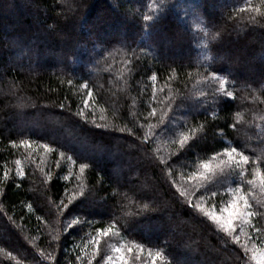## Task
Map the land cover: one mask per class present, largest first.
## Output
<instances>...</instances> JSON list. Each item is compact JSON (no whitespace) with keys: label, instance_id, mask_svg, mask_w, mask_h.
Returning <instances> with one entry per match:
<instances>
[{"label":"trees","instance_id":"1","mask_svg":"<svg viewBox=\"0 0 264 264\" xmlns=\"http://www.w3.org/2000/svg\"><path fill=\"white\" fill-rule=\"evenodd\" d=\"M261 172L264 0H0V264H255Z\"/></svg>","mask_w":264,"mask_h":264},{"label":"snow or ice","instance_id":"2","mask_svg":"<svg viewBox=\"0 0 264 264\" xmlns=\"http://www.w3.org/2000/svg\"><path fill=\"white\" fill-rule=\"evenodd\" d=\"M213 80L220 81V91L225 92L226 96H231L232 93L225 91V86L227 84V81L219 76H213ZM183 143V141H181ZM21 144L24 146H30L29 141H21ZM45 149H48V145H44ZM50 150V149H48ZM224 154L228 157L227 161H223L224 164H227L228 166H235L236 168H239L241 171L244 170L245 165L249 162V157L247 155H244L242 152H237L236 148H225ZM61 156H63V153H60ZM17 165L20 164V161L16 162ZM84 165H81V171L84 169ZM205 170H208L210 168V165L208 163H205L203 165ZM8 173H4V178L7 179ZM17 175L20 177L24 176V172L22 169H18ZM259 177V188L262 192H264V172L258 173ZM206 177H202V180ZM251 184H256L257 181L253 180L250 181ZM215 194V193H213ZM232 201L229 207L222 210V214L217 216L215 214L209 213L211 215L212 220L216 222L219 228H221L224 232H226L229 236H233V233L235 231V228L237 226L241 227L243 231V227L245 225L251 226V220L249 219L253 215H256V213H253L250 211L251 205L249 203V200L246 196L242 195L240 192V189L237 188L232 191ZM195 207V206H194ZM237 221L239 224H237ZM111 232V229H101L98 232V236L108 235ZM234 239H237V237L233 236ZM130 252L131 249H128ZM114 252L117 254L116 260L119 262V264H126L125 256L123 255V250L120 247H116L114 249ZM99 250L98 248L93 252V255H98ZM160 254H156V258H159ZM109 261L113 260V257H108Z\"/></svg>","mask_w":264,"mask_h":264},{"label":"rangeland","instance_id":"3","mask_svg":"<svg viewBox=\"0 0 264 264\" xmlns=\"http://www.w3.org/2000/svg\"><path fill=\"white\" fill-rule=\"evenodd\" d=\"M216 3L217 2H213V5L211 4L212 5V8H214V10L216 9V10L219 11L220 10V6L218 5V3H220V2H218L217 4ZM192 6L195 7V3L188 2V3H186V6H184V4L181 3V6H179L180 8L177 6L176 9H178V10L186 9L187 10V9H189ZM182 7H184V8L181 9ZM178 12H180V11H178ZM190 21H193V17H190ZM181 28H182V26L180 27V30H182ZM172 51H173V53L176 52V49H175L174 45L168 46L167 47V51L164 50V52H163V50H160V52L162 54H164V53L166 54L167 52L170 54ZM29 60H30V58H29ZM85 68H88V66H86ZM232 199H233V197H231L230 199H228L226 202H223V204H221L218 208H215L210 213L211 214H215L217 216L221 215L222 214V210L230 206ZM209 217H211V215ZM237 224H239L238 221H237ZM240 228L241 227L237 226L235 228V231L239 232ZM249 252H250V256L253 259V262L255 264H264V246H262V245H257L256 246L254 244L253 247L251 249H249ZM177 261L179 263H182V264L183 263H186L185 257H179V258H177Z\"/></svg>","mask_w":264,"mask_h":264}]
</instances>
